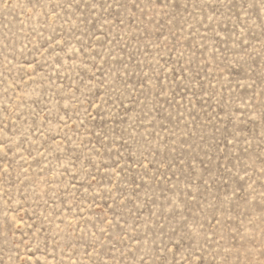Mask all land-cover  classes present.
Returning a JSON list of instances; mask_svg holds the SVG:
<instances>
[{
	"label": "rangeland",
	"instance_id": "rangeland-1",
	"mask_svg": "<svg viewBox=\"0 0 264 264\" xmlns=\"http://www.w3.org/2000/svg\"><path fill=\"white\" fill-rule=\"evenodd\" d=\"M0 264H264V0H0Z\"/></svg>",
	"mask_w": 264,
	"mask_h": 264
}]
</instances>
